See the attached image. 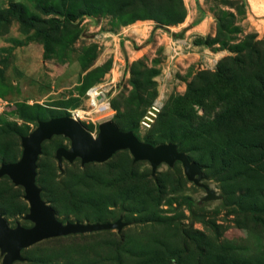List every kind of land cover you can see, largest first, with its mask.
Instances as JSON below:
<instances>
[{
	"label": "rangeland",
	"instance_id": "1",
	"mask_svg": "<svg viewBox=\"0 0 264 264\" xmlns=\"http://www.w3.org/2000/svg\"><path fill=\"white\" fill-rule=\"evenodd\" d=\"M246 41L260 43V58L240 57ZM235 59L254 61L237 79L264 80V0H0V166L21 158V138L39 122L81 113L78 121L94 137L111 120L144 143L183 138V152L203 173L202 187L179 162L152 175L128 151L102 164L63 161L61 173L56 150L70 141L56 136L43 144L36 184L57 220L122 218L125 226L42 241L15 264H264V132L257 127L264 125V94L244 96L231 118L193 104L196 119L211 123L198 136L178 115L190 93L219 90L218 74ZM104 85L110 110L97 113L87 93ZM156 103L157 118L145 127ZM206 189L220 198L205 200ZM24 195L0 179V214L11 228L33 226L24 220Z\"/></svg>",
	"mask_w": 264,
	"mask_h": 264
},
{
	"label": "water",
	"instance_id": "2",
	"mask_svg": "<svg viewBox=\"0 0 264 264\" xmlns=\"http://www.w3.org/2000/svg\"><path fill=\"white\" fill-rule=\"evenodd\" d=\"M56 136L70 141V148L56 150L58 169L63 173V160L73 163L80 160L81 166L102 164L116 153L128 151L133 163L146 161L150 164L152 175L158 167L166 164L173 167L181 163L189 182L202 187V168L189 160L186 153L179 151L173 143L151 145L141 142L132 131H121L113 121L99 125L98 136H92L82 124L72 117L52 118L41 121L28 136L21 138L22 156L14 163L0 166V179L8 177L15 186L24 189V199L29 204V212L24 219L33 223L31 228L17 225L11 228L0 214V253L2 264L23 262L22 251L42 241L72 235L91 234L102 231L120 232L125 224L122 218L114 223H62L57 220L52 208L42 199L41 189L36 184L37 162L42 154L43 144ZM205 200H217L214 191L206 189Z\"/></svg>",
	"mask_w": 264,
	"mask_h": 264
},
{
	"label": "trees",
	"instance_id": "3",
	"mask_svg": "<svg viewBox=\"0 0 264 264\" xmlns=\"http://www.w3.org/2000/svg\"><path fill=\"white\" fill-rule=\"evenodd\" d=\"M196 1L198 2V0H196ZM197 7L201 11L199 3H197ZM204 16H205V14L202 13L201 18L198 19L197 21H195L192 24V26L198 25L204 19ZM255 45L249 41L244 42L242 47L240 49H238V53H239L240 57L243 58L242 53L244 51L248 52V54H250V56H252V57L253 56L259 57L261 54H260V50L257 48V45H260V43L256 42ZM253 62L254 61H252L251 59L248 61H243L241 59H235V61L232 62L233 68L224 66V69L223 68L221 69L222 72H220L218 74V77L220 78L221 82L224 83V84L221 83V87L219 90L214 89V91H213L211 89L210 92H208V94L206 96H203V94H202L200 97L197 96L196 94L193 95L190 93V95L187 99L188 108L187 109L184 108V111H182V112L179 111L178 115L180 117H184L183 119H186V118L189 119V121L191 122V125L193 127V130H192L193 136H195V135L198 136L197 132H201L202 128H208L211 125V123H208V122L202 123L201 120L196 119L197 117L194 116V114H192V113H194V109L192 107L193 104L200 105V107L204 110L205 113L212 114V113H215V111L217 109H219V110H221L220 114H222V118H225V117L231 118L232 116L238 115V112L241 109L240 107L242 106L241 100L244 96H245L244 98L250 97L252 99H255V97H261V95L264 94V80H263L262 76H256L255 75L252 78L253 82H256L255 86L252 85L249 81L239 80L235 76L237 74V76L243 77L247 70H252L254 68ZM245 64L248 66H246ZM230 73H232L236 79H232V76H229ZM226 76H228V77L226 78ZM212 93L214 94V98L211 97ZM196 124H199V126H197L194 130V127L196 126ZM257 127H258L259 131L264 132V125L257 124ZM182 139L183 138H181L179 140L180 144L176 143V145H178V150L183 152L185 150L186 146L184 145ZM174 140H178V139H175L174 137L165 138V141L167 143H172ZM258 145L260 146V148L262 147V143L260 141L258 142ZM154 146H156V145H154ZM234 146H235L236 152L238 153L236 143ZM183 147H184V149H183ZM189 160H190V158H189ZM222 160H223V162L224 161L228 162V160H231V158L228 157V160H226V159H222ZM262 160H263V156H261L260 159L255 164L261 163ZM93 164H95V163H93ZM244 165H246V164H244ZM252 165H254V164H252ZM242 170L244 171L243 164H242ZM245 170H248V168Z\"/></svg>",
	"mask_w": 264,
	"mask_h": 264
},
{
	"label": "built area",
	"instance_id": "4",
	"mask_svg": "<svg viewBox=\"0 0 264 264\" xmlns=\"http://www.w3.org/2000/svg\"><path fill=\"white\" fill-rule=\"evenodd\" d=\"M108 86H96L89 89L87 95L89 96V103L90 106L94 109L93 111L97 113H105L110 110V103L109 100L106 98V93L109 91L107 89ZM153 108V107H152ZM154 108L157 109L159 113V104H155ZM75 120H80L81 115H78L77 113L72 116ZM146 118H144L142 124L145 127H150L151 123H147ZM154 122V121H153Z\"/></svg>",
	"mask_w": 264,
	"mask_h": 264
},
{
	"label": "bare ground",
	"instance_id": "5",
	"mask_svg": "<svg viewBox=\"0 0 264 264\" xmlns=\"http://www.w3.org/2000/svg\"><path fill=\"white\" fill-rule=\"evenodd\" d=\"M103 87V86H102ZM81 112V111H80ZM78 115H81V113H77ZM158 111L156 108H151V110L148 111L147 115L145 116V120L147 123H153V121L157 118Z\"/></svg>",
	"mask_w": 264,
	"mask_h": 264
},
{
	"label": "crops",
	"instance_id": "6",
	"mask_svg": "<svg viewBox=\"0 0 264 264\" xmlns=\"http://www.w3.org/2000/svg\"><path fill=\"white\" fill-rule=\"evenodd\" d=\"M201 23H202V21H201L198 25H196V26H194V27H195V28L199 27V26L201 25ZM195 28H194V29H195ZM130 49H131V48H128V47H127L128 54H130V52L133 51V50L131 51Z\"/></svg>",
	"mask_w": 264,
	"mask_h": 264
},
{
	"label": "flooded vegetation",
	"instance_id": "7",
	"mask_svg": "<svg viewBox=\"0 0 264 264\" xmlns=\"http://www.w3.org/2000/svg\"><path fill=\"white\" fill-rule=\"evenodd\" d=\"M66 139H67V138H66ZM68 140H69V139H68ZM63 161H66V160H63ZM66 162H68V161H66ZM24 217H25V216H24ZM24 220H25V219H24ZM18 225H20V224H18ZM16 227H17V226H16ZM16 227H15V228H16ZM12 229H13V228H12ZM14 264H15V263H14Z\"/></svg>",
	"mask_w": 264,
	"mask_h": 264
}]
</instances>
